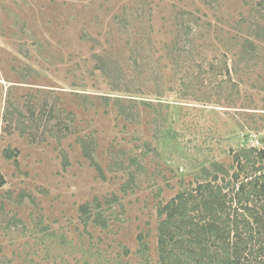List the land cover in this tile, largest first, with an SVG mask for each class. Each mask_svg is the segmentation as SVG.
Instances as JSON below:
<instances>
[{"label":"rangeland","instance_id":"1","mask_svg":"<svg viewBox=\"0 0 264 264\" xmlns=\"http://www.w3.org/2000/svg\"><path fill=\"white\" fill-rule=\"evenodd\" d=\"M255 147L264 0H0V264H161L164 207Z\"/></svg>","mask_w":264,"mask_h":264},{"label":"trees","instance_id":"2","mask_svg":"<svg viewBox=\"0 0 264 264\" xmlns=\"http://www.w3.org/2000/svg\"><path fill=\"white\" fill-rule=\"evenodd\" d=\"M255 148L233 159L230 174L212 164L216 176L164 207L157 237L161 264H264V147ZM13 155L5 152L6 159ZM102 219L97 213L93 222Z\"/></svg>","mask_w":264,"mask_h":264}]
</instances>
